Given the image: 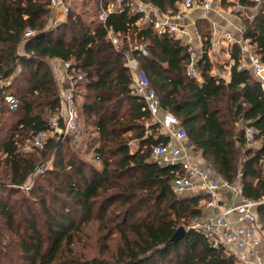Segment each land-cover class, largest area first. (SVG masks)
Instances as JSON below:
<instances>
[{
	"label": "trees",
	"instance_id": "obj_1",
	"mask_svg": "<svg viewBox=\"0 0 264 264\" xmlns=\"http://www.w3.org/2000/svg\"><path fill=\"white\" fill-rule=\"evenodd\" d=\"M221 5L227 0H220ZM244 7L257 5L239 0ZM163 13L182 0H143ZM245 20L243 39L264 63V0ZM50 0H0V264H235L233 256L212 248L193 230L172 242L181 223L203 216L204 198H178L172 192L174 167L152 161L155 146L169 139L151 122L147 105L132 91V74L125 53L145 45L148 55L133 56L157 92L162 109L179 119L187 140L218 176L241 183L245 196L264 199V90L249 71L239 69V52L229 83L211 75V31L197 22L204 51L197 63L202 78L188 76L192 51L171 35L139 29V16L126 10L108 17L106 24L87 23L69 9L67 20L51 25ZM31 30L36 36L27 39ZM123 39L117 50L108 32ZM70 63L84 80L76 96L81 121L93 125L98 136L89 148L99 169L73 148V137L55 136L42 149H23L38 133L49 130L61 109V91L49 60ZM72 70V69H71ZM86 95H82V93ZM13 97L18 107L6 102ZM239 124L255 129L254 150L247 146ZM131 141H135L133 149ZM29 143V144H28ZM53 160L54 168L36 177ZM29 192L22 187L30 181ZM202 200V201H201ZM264 227V204L257 207ZM97 223L107 241L119 237L109 259L89 255L82 245ZM103 250L108 253L106 243Z\"/></svg>",
	"mask_w": 264,
	"mask_h": 264
},
{
	"label": "built area",
	"instance_id": "obj_2",
	"mask_svg": "<svg viewBox=\"0 0 264 264\" xmlns=\"http://www.w3.org/2000/svg\"><path fill=\"white\" fill-rule=\"evenodd\" d=\"M99 4V21L104 25L108 17L114 13H123L127 9L139 16L136 25L139 29L151 28L159 36L171 35L180 40L188 33V29L179 24L195 8L212 10L218 0H182L176 9L166 13L161 12L151 4L143 0H96ZM51 13L59 10L64 12V20L55 21L54 26L64 23L68 18L69 8L66 0H50ZM250 21L255 19L252 15ZM240 38L234 37L231 32L221 35L212 48L232 54L234 49L239 52V69L249 71L259 82L264 90V63L256 55L248 41L243 39L245 28L240 29ZM36 36L29 30L27 39ZM109 40L113 46L120 50L123 39L120 35L108 32ZM133 51L142 55H148L145 45H140L125 53L126 66L132 74L131 88L135 95L140 97L147 105L151 114V122L159 126L160 133L167 137L166 144L155 146L152 151V161L160 166L174 167L177 169L172 185V192L180 199L186 197L204 198V209L213 211L203 216L202 221L196 222L191 229L199 232L207 243L214 249L224 250L234 256L237 263L264 264V227L257 214V207L264 204V199L256 202L245 196L243 185L240 181L229 183L218 176L215 170L206 164L193 162L185 144L187 133L181 126L178 118L164 111L160 99L154 88L151 87L146 73L139 68L138 62L133 56ZM67 72L68 89L61 93L60 112L50 119V128L47 131L35 135L27 149H42L52 137L71 136L81 134L80 113L77 104V85L84 80V76L74 69L70 63H65ZM72 69V70H71ZM188 76L196 78L197 72L191 65L188 68ZM218 78V76L213 75ZM11 109L18 107V102L13 97L6 98ZM255 129L247 126L245 136L248 146H252ZM74 140V139H73ZM44 173V168L37 169L35 176ZM33 184L28 183L22 190L30 191Z\"/></svg>",
	"mask_w": 264,
	"mask_h": 264
},
{
	"label": "crops",
	"instance_id": "obj_3",
	"mask_svg": "<svg viewBox=\"0 0 264 264\" xmlns=\"http://www.w3.org/2000/svg\"><path fill=\"white\" fill-rule=\"evenodd\" d=\"M90 6H94L96 12H93L94 15H91L90 20H88L85 19L84 16L86 14L88 15L92 14L89 13ZM78 9L79 11H77L76 9H72V10L77 14L81 15L87 23H92L99 19L100 9H99V4L96 0H85L84 7L82 8L81 6ZM62 19L64 20L63 11L59 10L57 12H53L51 13L50 24L53 25L55 21L57 20L61 21ZM200 20H206L209 23L210 31H211V40H210L211 44L226 32H231L234 35V37L240 38L241 36L240 29L243 28V25H241V21L238 17H231L229 13H226L223 10V6L221 5L220 0H218L215 3L214 8L212 10L207 11L202 8H195L185 19L179 22L180 25L188 29V33L184 35L182 38H180V41L183 44L190 46L191 51L193 53L192 58H194L192 66L194 67L196 72H197V63L202 58L204 51V43L201 34L197 29V22ZM209 59L211 64L213 65L211 75L218 76V78L223 79L227 83H229L232 79V71L235 65V62L232 59L231 54H228L226 52L222 53L217 48L215 49L212 48L211 45V49L209 50ZM48 62L53 69L61 93L65 92L68 89V81H67V72L65 69L64 62L57 59L49 60ZM190 67L191 64L188 65L187 69ZM196 78H198L199 81L202 80L198 72L196 74ZM185 144L188 148L189 155L193 162L207 164V162L202 158L201 152L196 150L189 143L188 140H186ZM253 144L254 145H252V147L255 150L260 148L259 143L254 142ZM203 204H204V200L201 202V206H200L204 215L211 214L213 211L204 209Z\"/></svg>",
	"mask_w": 264,
	"mask_h": 264
},
{
	"label": "rangeland",
	"instance_id": "obj_4",
	"mask_svg": "<svg viewBox=\"0 0 264 264\" xmlns=\"http://www.w3.org/2000/svg\"><path fill=\"white\" fill-rule=\"evenodd\" d=\"M248 1L256 3L257 5L255 6V8L244 7L240 4L239 0H227L226 3H224L222 5L223 10L226 13H229L231 17H238L241 21V25L244 26L245 20H247L248 17L255 15L257 13V11L261 8V3L263 0H248ZM84 2H85V0H66V4H67L68 8L76 9L77 11H79L78 8H80L81 6H82V8L84 7ZM93 12H96L94 9V6H90L89 13H92V14H89V15L86 14L84 16L85 19L90 20V16L94 15ZM249 45L252 46L250 43H249ZM252 48L254 49L253 46H252ZM220 52H222V51H220ZM254 52H255V49H254ZM193 59L194 58H191V62H190L191 65L193 63ZM11 80H12V78H10L6 82H0V85L1 86H7V85H9ZM82 95L84 96L86 94H84V92H83ZM83 102H84V98L78 97L77 104L81 105ZM11 110H15V109H11ZM246 127H247L246 124L245 125L239 124V128L243 129L244 131H245ZM79 129H81V134L77 137H73V139H74V140H72L73 148L78 150L79 155L84 159V161H86L87 163L92 164L95 167L101 169L102 164L95 160L94 151L89 148V142H90L89 138L90 137L96 138L98 136L97 134L94 133L95 131H94L93 125L91 124V122L87 123L84 120L81 121V117H80V128ZM59 137L61 138V136H59ZM64 138L65 137H62L61 139H64ZM131 143L133 145V149H136L135 141H131ZM252 145H254V144L252 143ZM23 151L29 152L32 150L31 149H27V150L23 149ZM206 165H208V164H206ZM44 167H45L44 173L46 170H52L54 168L53 160L49 161L46 165H44ZM30 183L33 184V181L31 180L29 182V184ZM30 187H32V186H30ZM203 216H204V213H203ZM203 216L201 218L193 219V220L187 221L185 223L180 222L182 224L181 226L185 227V229L188 230L192 227V225L194 223L202 221ZM82 239H83V242H82L81 246H83L84 248H86V247L89 248L86 251L88 253H90L89 254L90 256L96 254V255H101L103 257H106L107 259H109L110 256H112V255L114 256L116 254V250H117V247L119 244V237L118 236H113L112 238H110L107 241V239L104 238V233H101L98 231V224L97 223L91 225V228H89L86 232V236ZM106 243L109 246L108 253L106 252V250L102 249ZM227 255L232 256L229 253H227ZM234 260H235V264H241V263H237L235 257H234Z\"/></svg>",
	"mask_w": 264,
	"mask_h": 264
},
{
	"label": "water",
	"instance_id": "obj_5",
	"mask_svg": "<svg viewBox=\"0 0 264 264\" xmlns=\"http://www.w3.org/2000/svg\"><path fill=\"white\" fill-rule=\"evenodd\" d=\"M186 233H187V231H186L185 227H180L176 231L175 235L173 236L172 242L176 243V242L181 241L184 238V236L186 235Z\"/></svg>",
	"mask_w": 264,
	"mask_h": 264
}]
</instances>
